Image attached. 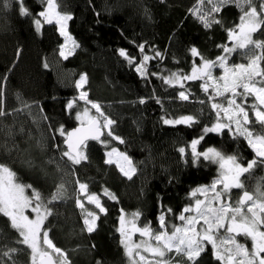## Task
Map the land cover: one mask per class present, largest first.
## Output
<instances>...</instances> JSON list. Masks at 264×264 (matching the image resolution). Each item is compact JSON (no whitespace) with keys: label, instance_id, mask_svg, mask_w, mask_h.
<instances>
[{"label":"trees","instance_id":"1","mask_svg":"<svg viewBox=\"0 0 264 264\" xmlns=\"http://www.w3.org/2000/svg\"><path fill=\"white\" fill-rule=\"evenodd\" d=\"M57 3L60 12L72 15L67 28L79 45L67 59L58 53L62 37L55 23L42 22L40 31H36L33 21L39 18L36 14L44 9L45 0H24L30 16L19 14L16 0H9L7 8L0 0V88L8 112L0 117V163L16 173L17 183L31 184L41 193L52 212L42 229L67 253L70 264H97V261L130 264L117 231L122 210L126 221H131L134 213H141L135 223L142 228L150 224L159 231L158 217L162 213L169 229L172 225L180 226L177 217L193 203L192 191L209 185L218 176L216 164L203 160L196 166L191 163L190 142L201 135L205 126L216 122V113L209 95L201 88V81H185L182 89L180 84L170 86L151 73L188 74L194 63L201 62L191 55L189 50L193 46L204 58L215 60L222 54L217 45L228 43L226 28L238 24L242 13L235 5H228L216 14L223 24L205 28L190 12L197 0H57ZM254 38L264 40V32ZM141 44L147 45L144 54L154 56L153 49L163 54L162 58L148 62L146 78L135 71L136 63L142 59ZM119 49H125L136 61L129 64L119 55ZM245 57L236 52L229 62H245ZM81 74L87 77L83 90L88 99L99 103L101 111L116 122L112 131L124 143L109 137L108 129H104L101 140H88L82 149L88 160L72 165L62 156L67 151L65 137L57 130L61 126L66 131L75 127L76 113L91 108L81 100L76 101L73 109L66 108L70 100L78 97L75 82ZM181 90L190 93L187 101L179 98ZM141 98L146 100L144 104L139 103ZM95 114L103 121V117ZM187 115L195 116L199 123L191 127L167 125L162 119ZM255 131H260L259 125ZM181 147L186 149L183 157ZM209 147L237 154L245 165L255 155L243 137L233 139L227 131L222 135L207 134L197 150L202 152ZM111 148L131 159L136 169L131 179L116 164L105 163L106 151ZM77 179L88 185V193H95L106 209L100 213L93 204L84 202L88 210L99 215L92 233L86 231L83 210L76 205ZM243 179L245 188L230 193L233 203L239 200L242 191L253 192L257 184H264V166H258ZM61 183L67 189L65 196L52 201ZM105 189L116 200L104 195ZM26 194L30 196L31 189ZM17 239L18 233L11 228L8 218L0 214V250L21 249L12 261L30 264V250L15 243ZM205 249L198 264H220L213 257L211 245L206 243ZM168 258L185 264L184 257L175 252ZM12 261L0 257V264Z\"/></svg>","mask_w":264,"mask_h":264},{"label":"snow or ice","instance_id":"2","mask_svg":"<svg viewBox=\"0 0 264 264\" xmlns=\"http://www.w3.org/2000/svg\"><path fill=\"white\" fill-rule=\"evenodd\" d=\"M16 2L19 4L21 16L32 15L24 5V0H16ZM46 4L44 10L36 16L43 17L46 23L51 24L55 21L58 25L60 35L65 37V43L60 45L59 55L67 59L79 47L67 32V22L72 19V15L61 13L58 10L57 0H46ZM205 4L210 7L205 8ZM228 5H235L242 15L239 17L238 24L226 28L231 46L217 45L222 49L221 55L215 60L206 59L193 46L189 51L193 57H199L201 62L199 65L193 64L190 74H184L182 71L172 72L168 76L151 73L152 76H157L170 86L178 83L183 89L184 81L200 80L203 81L201 88L205 93H208L209 89L212 90L208 100L211 101V108L215 111L217 120L211 126H205L201 135L190 142L191 163L196 166L203 160L216 164L218 176L210 185H202L192 191L191 196L195 197L197 193H200L204 199H195L194 205L186 206L182 210L177 217L182 221V226L172 225L169 229L166 216L162 213L158 217L159 231H155L150 224L140 228L136 226L135 221L141 213H134L133 219L126 221L122 210L120 228L117 231L121 235L120 243L130 264H169L168 256L173 251L184 257L185 264H198L199 258L206 250V243L211 245L213 257L220 264H264V184H257L253 192L243 191L235 203L230 198L233 189L245 188L243 179L245 175H251L255 168L264 166V40L254 38L256 34L264 32V0H197L196 7L190 9V12L205 28H211L214 24H223L216 14ZM3 6L7 8L9 0H3ZM33 22L36 31L39 32L41 20L36 18ZM69 41H71L70 49L67 48ZM146 47V44L139 45L142 59L136 63L135 67V71L144 78L149 75L148 62L163 57V54L155 49H153L154 56L144 54ZM237 51L248 58L247 63H229V58ZM118 53L129 64L136 61V58L131 57L125 49H119ZM47 66L45 64V67ZM217 68L222 70L218 78L213 76V70ZM86 82V75L81 74L75 82V87L81 90ZM189 96L190 93L184 90L179 92V98L183 101H187ZM3 97L4 91L0 88V117L8 115ZM249 97L254 98L255 101L251 105L247 104ZM217 98L226 101V104L215 102ZM77 100L90 104L91 108L103 117V124L101 125L95 117H90L89 109L85 107L83 113H76V119L83 124V117H88L87 127L66 131L61 126L57 130L61 136L66 137L64 143L68 150L64 151L62 156L67 157L72 165H80L88 160V156L82 149L89 139L101 140L103 135L101 128L108 129L107 135L112 139L124 143V140L114 135L112 131V126L116 122L101 111L99 103L88 99L86 91L81 90L79 96L70 100L66 108L73 109ZM145 102L144 98L139 100L141 104ZM24 107L29 106L24 105ZM162 119L167 125L183 124L191 127L199 123L193 115L181 116L178 119ZM257 125L260 127L258 132L255 131ZM225 131L233 139L243 137L253 150L255 155L253 159L247 161L246 165L241 162L237 154H226L216 147H209L202 152L197 150V146L207 134L222 135ZM179 152L183 157L186 149L181 147ZM114 154L117 157L115 161L112 159ZM106 156L108 158L105 163L115 162L121 173L129 179L136 172L130 158L125 153L118 152L116 148H112ZM124 164L127 165V170ZM16 179V173L6 164L0 163V214L8 218L11 228L18 233L15 243L25 245L30 250V264H70L67 253L52 242L48 231L42 229L52 212L44 203L41 193L31 184L17 183ZM76 184L79 190L76 197L77 207L84 209L81 197L86 196L87 201L94 204L100 213L106 212L100 198L95 193L88 194L86 183H81L77 179ZM27 189H31L30 196L26 194ZM66 191L64 183L57 185L52 201L63 199ZM104 195L116 200V196L107 189L104 190ZM27 209L35 213L34 219L26 214ZM171 211L169 208L168 212ZM98 219L99 215L96 212H86L83 223L87 232L92 233L96 230ZM126 223L131 224L132 231L140 233L142 237H148V240L142 241L141 244L132 243L131 236L125 227ZM238 237L250 240L251 247L241 243ZM20 250L16 247L0 250V257L12 261L13 255ZM144 253L149 255L146 256ZM12 264L15 262L12 261ZM97 264L101 262L97 261Z\"/></svg>","mask_w":264,"mask_h":264},{"label":"rangeland","instance_id":"3","mask_svg":"<svg viewBox=\"0 0 264 264\" xmlns=\"http://www.w3.org/2000/svg\"><path fill=\"white\" fill-rule=\"evenodd\" d=\"M47 6V4H46V0H45V6H44V8ZM44 10V9H43ZM42 10V11H43ZM61 13H64V12H61ZM39 19L41 20V23L42 22H45L44 21V18L43 17H39ZM53 23H55V21H53ZM68 23V22H67ZM55 25H56V27H57V30H58V25L55 23ZM36 27V26H35ZM58 32H59V30H58ZM67 32H68V34L71 36V38H72V40H74L75 41V39L72 37V35L69 33V31H68V28H67ZM60 34V33H59ZM62 37V43H61V45L62 44H64L65 43V37H63V36H61ZM76 42V41H75ZM229 46H231V43L229 42V40H228V43H227ZM67 48H71V41H69V43H68V45H67ZM60 52V47H59V51H58V53ZM237 52H239V51H237ZM246 58V61L245 62H237V63H231V62H229L230 64H239V63H247V57H245ZM200 64V63H199ZM199 64H196V65H199ZM191 73V71L188 73V74H190ZM222 74V70L221 69H219V68H217V69H214L213 70V76L214 77H219L220 75ZM80 78V77H79ZM78 78V79H79ZM77 79V80H78ZM185 82V81H184ZM201 83H203V81H201ZM82 91H84L83 89H81ZM81 90H78V96H79V92L81 91ZM208 95H211L212 94V90L211 89H209V92L207 93ZM238 99H240V98H238ZM215 102H217V103H225L226 104V101H223V100H221V99H219V98H217L216 99V101ZM255 101H254V98H252V97H249V99H248V101H247V104L248 105H251V104H253ZM89 109V116L90 117H95V116H97L96 114H95V109H93V108H88ZM83 111H84V109L82 110V111H80L81 113H83ZM98 117V116H97ZM77 120V119H76ZM216 120H217V116H216ZM77 122L78 123H82L80 120H77ZM88 122V117H83V123H87ZM102 124H103V121H102ZM112 149V148H111ZM111 149H109V150H107V152H110L111 151ZM118 150V149H117ZM106 152V153H107ZM118 152H120V153H124V152H122V151H119L118 150ZM127 155V154H126ZM128 156V155H127ZM129 157V156H128ZM108 157L106 156V159H107ZM116 156H115V154L113 155V157H112V159L115 161L116 160ZM131 160V159H130ZM121 163H123V161H121ZM114 164H116L115 162H114ZM133 165V164H132ZM117 166V165H116ZM124 167H125V169L127 170V165L126 164H124ZM217 178V177H216ZM211 184V183H210ZM209 184V185H210ZM88 194H92V193H88ZM209 195H211V194H209ZM82 199V202H83V204H84V209H82L83 210V215H84V218H85V215H86V212L87 211H90V210H88L87 209V207L85 206V203L84 202H88L87 201V198H86V196H83V198H81ZM195 199H204V196L203 195H201L200 193H197L196 194V196L195 197H193V203L191 204V205H194V203H195ZM89 203V202H88ZM94 205V204H93ZM95 206V205H94ZM190 206V205H189ZM26 214L27 215H29L30 216V218H35V213H33V212H31V210L30 209H27L26 210ZM193 215H194V213H192ZM137 226V225H136ZM180 226H182V221H181V224H180ZM125 227H126V229L128 230V232H129V234H130V236H131V242L132 243H134V244H141L142 243V241H146V240H148V237H142L141 235H140V233H138V232H134V231H132V226H131V224H126L125 225ZM137 227H139V226H137ZM140 228H142V227H140ZM238 239L240 240V242L241 243H246V241H248V247L250 248L251 247V241L250 240H246L244 237H238ZM41 240H42V237H41ZM44 247H46V246H44ZM50 251V250H49ZM173 253H174V251H173ZM146 256L147 255H149V254H147V253H144ZM169 259V264H178L177 262H174V261H172L171 260V258H168Z\"/></svg>","mask_w":264,"mask_h":264},{"label":"water","instance_id":"4","mask_svg":"<svg viewBox=\"0 0 264 264\" xmlns=\"http://www.w3.org/2000/svg\"><path fill=\"white\" fill-rule=\"evenodd\" d=\"M95 118L96 119H98L100 122H101V125H102V121L100 120V118H98L97 116H95ZM88 126V122L87 123H78L75 127H73V128H71L70 130H68V131H72L73 129H76V128H78V127H87ZM101 131H102V133L104 134V128H101ZM103 136V135H102ZM102 136H101V138H102ZM66 138V137H65ZM65 140V139H64ZM89 140H92V139H89ZM88 141V140H87ZM86 141V142H87ZM64 146L66 147V149H67V146L65 145V143H64ZM68 150V149H67ZM245 191V190H244ZM248 191V190H247ZM250 192V191H249ZM243 194V191L241 192V194H240V196ZM240 196H239V198H240Z\"/></svg>","mask_w":264,"mask_h":264},{"label":"crops","instance_id":"5","mask_svg":"<svg viewBox=\"0 0 264 264\" xmlns=\"http://www.w3.org/2000/svg\"><path fill=\"white\" fill-rule=\"evenodd\" d=\"M107 152V151H106Z\"/></svg>","mask_w":264,"mask_h":264}]
</instances>
